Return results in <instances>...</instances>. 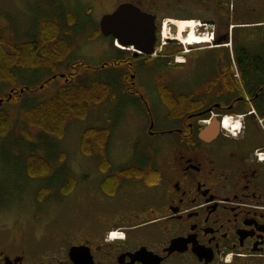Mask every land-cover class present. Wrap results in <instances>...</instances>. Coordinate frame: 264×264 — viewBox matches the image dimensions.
Wrapping results in <instances>:
<instances>
[{
	"label": "flooded vegetation",
	"instance_id": "flooded-vegetation-1",
	"mask_svg": "<svg viewBox=\"0 0 264 264\" xmlns=\"http://www.w3.org/2000/svg\"><path fill=\"white\" fill-rule=\"evenodd\" d=\"M72 1L74 9L88 6L85 19L101 0ZM122 3L154 16V49L162 21L170 25L154 55L121 49L102 34L113 64L99 66L114 72L117 98H130L148 127L155 126L148 136L162 143L166 157L140 158L144 148L151 156L157 148L139 144L124 149L118 164L109 147L87 155L94 176H84V217L61 226H39V217L0 225V264H264V0H108L104 14ZM49 7L43 13L53 17L56 8ZM186 18L210 42L182 43L189 30L179 38L175 22ZM176 55L184 62L173 63ZM154 67L152 85L158 77L165 83L209 70L208 83L215 84L209 103L200 96L188 110H148L147 95L160 97L140 78ZM227 114L239 119L234 132L221 126ZM204 118L218 121L213 137L200 135ZM132 168L133 174H122ZM110 231L121 238L110 240Z\"/></svg>",
	"mask_w": 264,
	"mask_h": 264
},
{
	"label": "rangeland",
	"instance_id": "rangeland-1",
	"mask_svg": "<svg viewBox=\"0 0 264 264\" xmlns=\"http://www.w3.org/2000/svg\"><path fill=\"white\" fill-rule=\"evenodd\" d=\"M71 1L0 0V29L8 41L31 38L33 35H37L41 19L48 16V13H43L42 9L49 11V4L50 6L53 4V8H56L52 11V16L55 17L53 19L59 20L60 14L63 15V19L60 21L61 31L66 33L65 37L72 47V53L65 63L81 60L90 66V69H84L75 64L74 67L81 72L88 71L85 72L86 78H75V81L88 83L93 79L114 76L113 71L99 67L112 54L107 50L108 40L105 36H98L95 39L90 36L98 27L101 16L109 8L108 0H101L90 7L85 19L81 18L87 12L88 6L78 5L79 7L74 9L69 7L75 6L73 1L70 4ZM54 2H57V7ZM62 2L68 4L63 5ZM70 9L75 10L72 24H68L66 21ZM190 20V18H186L181 21L191 23L190 27L192 25ZM165 28L164 31L169 35L167 32L169 23ZM61 66L56 71L60 70ZM154 69L155 67L149 70L148 75L140 78L143 85L149 84L150 92L154 90V85L151 84L156 72ZM17 72L18 83L17 89L16 86L14 87L16 89L14 96H19V87L21 97L26 93L22 86L30 85L31 88H34V94H29L27 103L34 99L33 95L39 99L55 90L58 78H51L53 70L40 67L35 71L17 69ZM209 77V70L202 69L194 78L187 77L186 80H182V77H175L173 81H167L164 85L170 87L172 94L178 95L185 92L190 94L191 101L201 96L202 100L208 102L206 94H211L215 90V88H207ZM9 88L11 86L0 83L1 101L10 93ZM118 89H120V85L117 83L116 88H113L114 95L112 97H108L104 102L91 104L84 118L67 120L62 136L46 135L41 132L40 128L27 125L21 101L1 103L10 111L11 125L6 136L0 138V225L12 226L17 222L30 223L34 217H39V226L53 223L61 226L65 222H80L79 220L84 217L85 213L83 189L87 179L84 176L86 174L94 176V169H88V163L84 161L87 155L85 156L79 148L81 134L87 127L106 126L108 128L107 147L111 149V158L114 161L123 159V150L136 144L144 147L153 145L157 148V151L151 156L143 147L144 150L138 153L140 158L166 157L167 151L161 145L162 143L155 137L148 136V131L152 132L155 126L148 127V121L141 113V109L129 102L130 98L123 96L120 101L116 96L120 94L117 93ZM159 97L162 96L159 95ZM147 99L149 100L148 110H153L155 114L166 111V109L169 110L162 98H152V93H149ZM31 149H34L40 156H46L49 159L51 166L47 174L38 177L27 174L26 156ZM115 164H118L117 161ZM69 175L75 177L76 185L72 191L62 195L59 186ZM43 188L48 190L42 197L38 193Z\"/></svg>",
	"mask_w": 264,
	"mask_h": 264
},
{
	"label": "trees",
	"instance_id": "trees-1",
	"mask_svg": "<svg viewBox=\"0 0 264 264\" xmlns=\"http://www.w3.org/2000/svg\"><path fill=\"white\" fill-rule=\"evenodd\" d=\"M53 18L45 17L41 19L37 35L20 41H8L0 29V83L11 86L9 88L11 96L7 94L2 102L5 104L14 100L21 101L27 125L40 128L41 132L46 135L62 136L67 120L70 118H84L91 104L104 102L108 97L114 95L113 88H116V80H114V76L109 75L106 78L90 80L88 83L75 81V78H86L85 72L88 71L81 72L74 65L78 64L84 69H90V66L82 61L71 63L68 61L65 63L72 53V47L65 37L66 33L64 34L61 31L60 21L63 19V15L60 14L59 20ZM66 21L68 24L73 23V13L67 14ZM101 35L98 26L90 36L95 39ZM164 50L167 53L176 51V49ZM107 62L113 64V58H110ZM59 66H61L60 70L56 71ZM40 67L50 71L53 70L52 75L57 74L58 81H56L55 90L39 99H36L33 95L34 99L29 100L31 102L27 103L29 94H34V88H31L30 85H24L22 87H24L26 93L23 94V97H21L20 87L18 90L19 96H14L18 83L17 69H32L35 71ZM154 86L156 93L162 96L160 98L167 104L169 110H173L172 112L188 110L194 103H197L189 99L190 95L172 94L168 86L164 85L162 77L155 79ZM208 88H215V84L210 83ZM2 104H0V138L6 136L11 125L10 111ZM108 137L109 130L106 126L87 127L81 134L80 151L85 155L102 152L108 146ZM148 153H150L149 150ZM26 158V172L28 175L38 177L49 172L51 165L46 156H40L34 149H31ZM134 171L135 169L132 168L123 171L122 174H133ZM135 174H140L138 169ZM75 185V177L69 175L60 184L59 189L67 194L74 189ZM106 185L103 184L104 187ZM47 190V188H43L38 195H42L43 192L46 193Z\"/></svg>",
	"mask_w": 264,
	"mask_h": 264
},
{
	"label": "water",
	"instance_id": "water-1",
	"mask_svg": "<svg viewBox=\"0 0 264 264\" xmlns=\"http://www.w3.org/2000/svg\"><path fill=\"white\" fill-rule=\"evenodd\" d=\"M99 25L104 35H112L121 45L145 54L154 50L155 18L131 3H122L113 12L102 15ZM217 132L218 122L212 119L200 135L213 137Z\"/></svg>",
	"mask_w": 264,
	"mask_h": 264
},
{
	"label": "bare ground",
	"instance_id": "bare-ground-1",
	"mask_svg": "<svg viewBox=\"0 0 264 264\" xmlns=\"http://www.w3.org/2000/svg\"><path fill=\"white\" fill-rule=\"evenodd\" d=\"M176 26H177V35L179 38H184V36H182V32L184 31L185 27H188L191 23L187 22V21H177L175 22ZM166 29V28H165ZM168 32V31H167ZM175 36V37H176ZM177 38V37H176ZM182 40V39H181ZM195 37L192 34V32H189V35L185 38L184 42L186 43H190L195 41ZM119 45V43H117ZM224 117V116H223ZM232 117H230L229 115H226L223 120H222V126L225 128H229L232 130V132L236 131L239 128V119L236 117H233V121H231ZM241 123V122H240ZM230 130V131H231Z\"/></svg>",
	"mask_w": 264,
	"mask_h": 264
},
{
	"label": "built area",
	"instance_id": "built-area-1",
	"mask_svg": "<svg viewBox=\"0 0 264 264\" xmlns=\"http://www.w3.org/2000/svg\"><path fill=\"white\" fill-rule=\"evenodd\" d=\"M110 237L113 238V237H116L114 234H110Z\"/></svg>",
	"mask_w": 264,
	"mask_h": 264
}]
</instances>
